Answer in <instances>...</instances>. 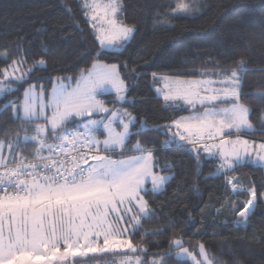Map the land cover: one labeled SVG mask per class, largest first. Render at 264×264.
Wrapping results in <instances>:
<instances>
[{"label": "snow or ice", "instance_id": "6c2138e0", "mask_svg": "<svg viewBox=\"0 0 264 264\" xmlns=\"http://www.w3.org/2000/svg\"><path fill=\"white\" fill-rule=\"evenodd\" d=\"M202 6L203 0H176L158 26L194 16ZM81 8L93 43L99 45L91 67L73 76L50 78V90L45 84L39 91L29 86L22 102L8 100L0 106V116L19 122L17 128L5 130L6 139H0V264H77L68 258L89 252L122 253L114 264H145L147 248L133 242L143 223L155 216L145 197L164 193L176 176L173 163L160 165L156 149L141 142L150 129L143 120L136 127V116L124 107L129 85L118 65L102 61L106 54L125 50L135 37L136 26L121 19L123 0H82ZM260 39L264 41V31ZM47 55L42 50L25 69L27 52L22 51L0 68V100L17 92L34 71L46 69ZM215 67V73L201 72L199 77L189 72L152 73L154 82H163L156 92L166 108L187 113L163 125L166 139L159 150L189 149L197 161L217 158L214 174L224 175L233 192L244 191L229 173L249 163L264 167V143L243 138L257 130L250 108L241 102L242 74L247 69L243 59L230 73L219 64ZM109 92L115 93L111 106L101 99ZM153 130L160 131L161 126ZM259 131L264 136V113ZM29 147L31 151H26ZM247 191L242 209L237 211L232 203V212L240 218L234 226L246 228L257 206L256 188ZM259 198L264 200V193ZM228 203L217 213L227 211ZM158 234L162 231L145 233L141 240ZM174 252V264L188 260L221 264L205 244L199 245L198 258L175 237L149 264H165Z\"/></svg>", "mask_w": 264, "mask_h": 264}, {"label": "trees", "instance_id": "16d2710c", "mask_svg": "<svg viewBox=\"0 0 264 264\" xmlns=\"http://www.w3.org/2000/svg\"><path fill=\"white\" fill-rule=\"evenodd\" d=\"M175 3L176 0H123L121 19L136 26L135 37L119 54L102 57L104 63L118 65L129 85L128 103L124 107L136 116V127L143 120L150 129L140 137L141 142L156 149L160 165L173 163L176 173L164 193L145 197L155 216L143 223L133 242L143 243L147 248L145 264L159 259L174 237L194 252L201 243L205 244L210 256L221 264H233L235 260L242 264H264V200L259 198V193H264V167L249 163L229 173L239 181L238 188L244 189L233 192L224 175L214 174L217 158L205 156L197 161L189 149L160 151L166 139L163 125L187 113L166 108L155 92L161 81L154 82L152 76L153 72L158 76L189 72L199 77L201 72L218 71L216 64L230 73L243 59L247 70L242 74L241 102L250 108V120L257 129L247 136L264 142L259 131L260 116L264 113L261 95L264 93V41L260 39L264 31V0H203L198 14L171 19L167 27L158 26L170 12L169 5L174 7ZM81 4L80 0H0V68L26 51L28 63L24 68L27 69L42 50L48 52L46 69L34 71L18 86L17 92L0 100V106L8 100L21 102L23 91L30 85L45 84L50 90V78L73 76L92 65L99 45L93 43L92 29ZM114 98L113 94L101 96L110 105ZM8 115H11L10 109ZM18 124L0 116V139H6L5 130L15 129ZM157 125L161 126L160 131L153 130ZM136 140L137 137H132V144ZM26 151H31V147ZM252 186L258 192L255 211L246 228L234 226L240 218L232 212V203L237 205V211L242 209L249 198L247 189ZM226 201H230L228 210L218 214L217 209ZM157 230L162 234L148 235L141 240L143 234ZM117 255L120 254L75 261L109 264ZM174 261L175 252L171 258H165V264H174ZM187 264L191 263L187 261Z\"/></svg>", "mask_w": 264, "mask_h": 264}, {"label": "rangeland", "instance_id": "374dc122", "mask_svg": "<svg viewBox=\"0 0 264 264\" xmlns=\"http://www.w3.org/2000/svg\"><path fill=\"white\" fill-rule=\"evenodd\" d=\"M81 2H82V0H80ZM91 67V66H90ZM30 86H32V85H30ZM35 87H36V90L37 91H39V88L40 87H38V86H36V85H34ZM29 87V86H28ZM27 87V88H28ZM163 87V82L161 81V83L158 85V86H156L155 87V92H156V89L157 88H162ZM23 94H24V91H23V93H22V98H21V102H22V99H23ZM108 94H113L114 96H115V93H113V92H109V93H106V94H104V95H108ZM156 95L159 97V94L156 92ZM109 106H111L110 104H109ZM247 134H250V133H247ZM103 137L101 136V139H102ZM243 138H246L245 136L243 137ZM261 142V141H260ZM261 143H264V142H261ZM159 171V170H158ZM149 188L151 187V184H150V182L148 183V185H147ZM193 252V254H195L198 258H199V248L197 249V251L196 252H194V251H192ZM106 254H120V255H117L116 256V258L113 260V261H111L109 264H114V262L115 261H117L119 258H120V256L122 255V253H91V252H89V253H87L85 256H77V257H69L68 259H69V261H72V260H78V259H85V258H87V257H90V256H98V255H106ZM175 256H176V253H175ZM188 262H190L191 264H192V262H191V260H188Z\"/></svg>", "mask_w": 264, "mask_h": 264}, {"label": "crops", "instance_id": "0c3cea01", "mask_svg": "<svg viewBox=\"0 0 264 264\" xmlns=\"http://www.w3.org/2000/svg\"><path fill=\"white\" fill-rule=\"evenodd\" d=\"M244 136L246 137V139H250V140L254 141L255 144H259L262 142V141L260 142L259 140L251 139V137H248L247 134H245Z\"/></svg>", "mask_w": 264, "mask_h": 264}, {"label": "built area", "instance_id": "2783aa9c", "mask_svg": "<svg viewBox=\"0 0 264 264\" xmlns=\"http://www.w3.org/2000/svg\"><path fill=\"white\" fill-rule=\"evenodd\" d=\"M190 147V146H189Z\"/></svg>", "mask_w": 264, "mask_h": 264}]
</instances>
